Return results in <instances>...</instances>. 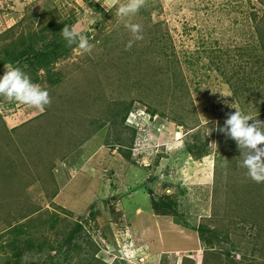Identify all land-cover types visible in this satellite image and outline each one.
I'll return each mask as SVG.
<instances>
[{"label":"rangeland","instance_id":"obj_1","mask_svg":"<svg viewBox=\"0 0 264 264\" xmlns=\"http://www.w3.org/2000/svg\"><path fill=\"white\" fill-rule=\"evenodd\" d=\"M107 2L0 0V77L18 66L51 97L0 96V264H194L199 243L202 264H264V183L215 130L264 121V0H147L130 50Z\"/></svg>","mask_w":264,"mask_h":264},{"label":"clouds","instance_id":"obj_2","mask_svg":"<svg viewBox=\"0 0 264 264\" xmlns=\"http://www.w3.org/2000/svg\"><path fill=\"white\" fill-rule=\"evenodd\" d=\"M146 3L147 0H108L104 6L108 11H111L112 6H116V17L131 33L132 38L126 44L125 50H130L136 41L144 39L142 25L133 23L131 18L136 16ZM60 35L69 46L75 44L82 53L91 54L95 47L75 26L65 25ZM4 67L5 73L0 77V96L40 112L50 106L51 97L46 88L34 83L22 68L10 64H5ZM215 130L236 142L241 152L238 166L247 170L248 177L258 184L264 183V121L237 109L227 113L223 127L217 125Z\"/></svg>","mask_w":264,"mask_h":264},{"label":"trees","instance_id":"obj_3","mask_svg":"<svg viewBox=\"0 0 264 264\" xmlns=\"http://www.w3.org/2000/svg\"><path fill=\"white\" fill-rule=\"evenodd\" d=\"M67 51V50H66ZM31 52V51H30ZM30 52H26V51H19L18 54H15V56H13V60L15 61H20L23 64H26L28 67H32L33 62L35 61L34 57L30 54ZM39 64V60L37 62ZM191 150V149H190ZM204 152V151H202ZM201 151L198 152V154L202 153ZM191 153H194L193 150H191ZM195 154V153H194ZM197 154V155H198ZM168 198H162L159 201L158 200H153L152 201V209H153V213H155L157 215V212L160 214H164V215H168V211L171 209L170 203H169ZM172 203V202H171ZM80 223V222H79ZM80 226V225H78ZM82 227V226H81ZM198 232V230H196ZM209 243H212V241H209ZM71 249V248H70ZM72 250V249H71Z\"/></svg>","mask_w":264,"mask_h":264},{"label":"crops","instance_id":"obj_4","mask_svg":"<svg viewBox=\"0 0 264 264\" xmlns=\"http://www.w3.org/2000/svg\"><path fill=\"white\" fill-rule=\"evenodd\" d=\"M197 247L200 248V247H201V244L199 243V245H198ZM198 248H197V249L194 248V249H192V250L189 249L190 251L188 250V251H189L188 254L191 253L192 251H193V252L198 251V252H197L198 259H197V257H195L194 255H187V258H188V259L194 260V262H195L194 264H202V262L199 260V258H200V256H202V255L205 256V253L200 252V249H198ZM202 258H203V257H202ZM204 258H205V257H204Z\"/></svg>","mask_w":264,"mask_h":264}]
</instances>
